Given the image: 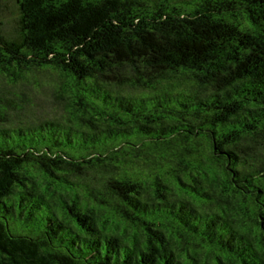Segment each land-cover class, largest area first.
Returning a JSON list of instances; mask_svg holds the SVG:
<instances>
[{
  "label": "trees",
  "instance_id": "obj_1",
  "mask_svg": "<svg viewBox=\"0 0 264 264\" xmlns=\"http://www.w3.org/2000/svg\"><path fill=\"white\" fill-rule=\"evenodd\" d=\"M14 2L0 264H264V0Z\"/></svg>",
  "mask_w": 264,
  "mask_h": 264
},
{
  "label": "rangeland",
  "instance_id": "obj_2",
  "mask_svg": "<svg viewBox=\"0 0 264 264\" xmlns=\"http://www.w3.org/2000/svg\"><path fill=\"white\" fill-rule=\"evenodd\" d=\"M17 19V10L15 6L14 0H2L0 3V20L2 22V28L5 32L11 31L13 27L15 26ZM31 89H26L27 91V99H22L23 104L27 103L28 98H30V105L32 106V109L35 111L39 108L46 110L48 109V103L46 102L45 94L38 92V91H32ZM32 93H31V92ZM28 104V103H27ZM27 106V105H26Z\"/></svg>",
  "mask_w": 264,
  "mask_h": 264
}]
</instances>
